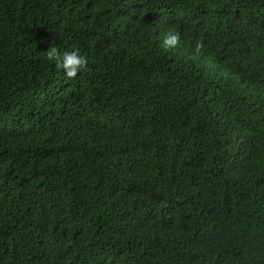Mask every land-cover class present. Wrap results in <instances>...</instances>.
I'll list each match as a JSON object with an SVG mask.
<instances>
[{"label": "trees", "instance_id": "16d2710c", "mask_svg": "<svg viewBox=\"0 0 264 264\" xmlns=\"http://www.w3.org/2000/svg\"><path fill=\"white\" fill-rule=\"evenodd\" d=\"M0 264H264V0H0Z\"/></svg>", "mask_w": 264, "mask_h": 264}, {"label": "clouds", "instance_id": "9594fccd", "mask_svg": "<svg viewBox=\"0 0 264 264\" xmlns=\"http://www.w3.org/2000/svg\"><path fill=\"white\" fill-rule=\"evenodd\" d=\"M181 44V33L176 28H169L164 34L162 48L171 50L178 48ZM203 49V42L196 45V51ZM48 62L54 65L55 69L62 72L66 79H74L80 73L88 69V60L81 55L79 50H61L58 46L52 45L44 52ZM246 145V142L244 143Z\"/></svg>", "mask_w": 264, "mask_h": 264}]
</instances>
